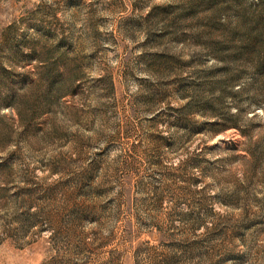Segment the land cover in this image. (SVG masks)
Listing matches in <instances>:
<instances>
[{"label": "rangeland", "instance_id": "374dc122", "mask_svg": "<svg viewBox=\"0 0 264 264\" xmlns=\"http://www.w3.org/2000/svg\"><path fill=\"white\" fill-rule=\"evenodd\" d=\"M0 0V264H264V7Z\"/></svg>", "mask_w": 264, "mask_h": 264}, {"label": "trees", "instance_id": "16d2710c", "mask_svg": "<svg viewBox=\"0 0 264 264\" xmlns=\"http://www.w3.org/2000/svg\"><path fill=\"white\" fill-rule=\"evenodd\" d=\"M255 6L258 8L264 7V0H256Z\"/></svg>", "mask_w": 264, "mask_h": 264}]
</instances>
